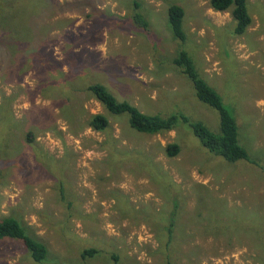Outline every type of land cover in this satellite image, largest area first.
<instances>
[{"label": "rangeland", "instance_id": "obj_1", "mask_svg": "<svg viewBox=\"0 0 264 264\" xmlns=\"http://www.w3.org/2000/svg\"><path fill=\"white\" fill-rule=\"evenodd\" d=\"M173 4L184 41L168 25ZM246 5L252 21L236 36L230 9L209 0H52L31 46L0 44V218L47 248L34 262L19 241L0 240V264H264V0ZM24 16L16 8L9 27ZM181 50L234 116L253 162L210 153L181 120L138 132L85 89L101 83L145 114L217 133V111L172 62ZM95 113L106 130L88 126ZM88 248L96 252L83 258Z\"/></svg>", "mask_w": 264, "mask_h": 264}, {"label": "trees", "instance_id": "obj_2", "mask_svg": "<svg viewBox=\"0 0 264 264\" xmlns=\"http://www.w3.org/2000/svg\"><path fill=\"white\" fill-rule=\"evenodd\" d=\"M51 4L52 0H0V16L4 15V19L8 22L6 25L0 23V44L7 45L8 49H11L12 46H16V48L31 46L35 36L37 35V38L42 36L45 32L44 30H46V26L43 22H40V18ZM209 4L216 11L230 9L231 16L235 22L232 33L236 36L242 35L252 21L248 13L246 0H209ZM134 5L137 6L136 3ZM16 8L25 10V16L22 23L12 29L9 24L16 26L14 20ZM183 15L184 11L178 5L173 4L168 8L169 28L173 36L180 41H184L186 38L182 23ZM133 20L140 23L141 26L147 27L146 20L140 14L135 13ZM43 50V48L38 51L35 49L29 54L42 52ZM172 62L190 79L195 97L217 111L219 128L217 133L211 131L202 121H191L183 115L172 114L163 117L157 114H145L128 101L117 100L101 83L88 84L85 89L110 113L127 114L130 127L138 132L148 134L164 133L174 129L178 120H181L188 124L201 145L210 153L220 156L229 162H234L238 159L253 162L249 159L245 148L238 143V126L234 116L224 105L219 93L196 71L188 53L184 50L179 51ZM88 126L93 130L103 131L108 128L109 121L104 114L95 113L89 119ZM179 151L180 146L177 143H168L165 146V153L169 157L177 155ZM172 227L173 221L170 222L167 229L169 234ZM5 239L19 241L31 261L41 262L47 256L46 246L31 235H28L19 221L12 216L0 218V240ZM95 252V249L92 248L84 249L81 252V256L84 258L91 256ZM114 259L116 260L115 257Z\"/></svg>", "mask_w": 264, "mask_h": 264}, {"label": "crops", "instance_id": "obj_3", "mask_svg": "<svg viewBox=\"0 0 264 264\" xmlns=\"http://www.w3.org/2000/svg\"><path fill=\"white\" fill-rule=\"evenodd\" d=\"M248 170L246 169L245 171L242 172V170H238V175L239 176H244V174L247 172ZM239 185H242L241 186V191H244V190H247V186L245 184H239ZM248 189H250V186L248 187ZM237 200H240V198H238ZM246 199H244V201H246Z\"/></svg>", "mask_w": 264, "mask_h": 264}]
</instances>
